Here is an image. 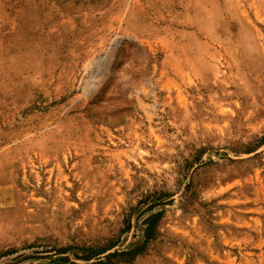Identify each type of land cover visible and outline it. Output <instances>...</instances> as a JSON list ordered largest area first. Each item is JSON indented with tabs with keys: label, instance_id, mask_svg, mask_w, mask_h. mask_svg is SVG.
Here are the masks:
<instances>
[{
	"label": "rangeland",
	"instance_id": "1",
	"mask_svg": "<svg viewBox=\"0 0 264 264\" xmlns=\"http://www.w3.org/2000/svg\"><path fill=\"white\" fill-rule=\"evenodd\" d=\"M136 248L264 264V0H0V264Z\"/></svg>",
	"mask_w": 264,
	"mask_h": 264
},
{
	"label": "trees",
	"instance_id": "2",
	"mask_svg": "<svg viewBox=\"0 0 264 264\" xmlns=\"http://www.w3.org/2000/svg\"><path fill=\"white\" fill-rule=\"evenodd\" d=\"M95 1L97 3H103L104 0H92V2ZM159 217V215H155L153 216V218H150L148 221V226L145 230L144 233V239L148 240L150 238V234L154 229V221ZM113 247V245H109L107 247H103V248H99V249H93L91 247H86V248H78V250L83 251V253H92L93 255H98V254H102L105 251L111 249ZM140 249L136 248V249H132V250H127L124 252H114L112 254H108L106 256V263L111 264V260L114 259V263L116 264H129L132 260H134V257L138 254V251ZM64 251V250H63ZM84 259H87L88 256H83ZM68 260L66 258H59L56 262L58 263H62V262H67Z\"/></svg>",
	"mask_w": 264,
	"mask_h": 264
}]
</instances>
